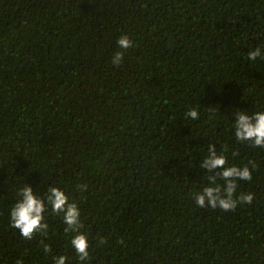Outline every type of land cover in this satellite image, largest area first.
<instances>
[{"label": "trees", "instance_id": "16d2710c", "mask_svg": "<svg viewBox=\"0 0 264 264\" xmlns=\"http://www.w3.org/2000/svg\"><path fill=\"white\" fill-rule=\"evenodd\" d=\"M256 47L264 0H0V264H81L47 204L46 238L9 226L25 183L78 205L84 264H264V149L234 136L235 112L264 111ZM211 144L255 163L251 205H196Z\"/></svg>", "mask_w": 264, "mask_h": 264}, {"label": "clouds", "instance_id": "9594fccd", "mask_svg": "<svg viewBox=\"0 0 264 264\" xmlns=\"http://www.w3.org/2000/svg\"><path fill=\"white\" fill-rule=\"evenodd\" d=\"M119 49L126 50L133 46L132 40L127 35H121L117 40ZM264 56V51L260 47L250 50L247 58L250 61H256L258 57ZM123 52L117 51L113 58V64H119L123 60ZM199 111L196 108H190L186 116L192 120L199 119ZM234 136L238 142L249 143L251 147L264 149V111L254 112L248 115L237 111L234 114ZM208 156L201 161L200 168L212 174L209 176V186L197 192L194 196L198 207H210L211 209H221L224 212L235 211L240 204L251 205L254 200L253 193H239L237 190L239 182L252 181L253 171L256 168L254 162L243 167L228 166L226 155L217 153L214 144L208 147ZM217 178L222 180L223 185L216 182ZM19 199L16 201L10 211V227L19 230L20 235L31 240L37 233L45 238L48 235L49 224L45 220L44 213L48 210L46 204L50 206L51 212L60 216L66 233H76L70 243L74 248L81 264L89 258V242L86 234L80 232L83 224L80 220V209L75 202H70L69 197L58 187L50 186L44 197L34 193L31 186L25 185L18 190ZM105 238H100L99 244L104 245ZM40 244L44 253L52 251L51 245L45 243L42 239ZM68 258L65 255L53 257V264H67ZM15 264H23L22 259H17Z\"/></svg>", "mask_w": 264, "mask_h": 264}]
</instances>
